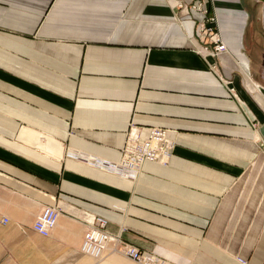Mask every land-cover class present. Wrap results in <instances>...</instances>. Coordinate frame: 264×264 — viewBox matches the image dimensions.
I'll return each instance as SVG.
<instances>
[{"label":"crops","instance_id":"crops-1","mask_svg":"<svg viewBox=\"0 0 264 264\" xmlns=\"http://www.w3.org/2000/svg\"><path fill=\"white\" fill-rule=\"evenodd\" d=\"M154 128L174 150L139 179L89 163ZM96 218L169 264H264V0H0V264H140L81 251Z\"/></svg>","mask_w":264,"mask_h":264},{"label":"built area","instance_id":"built-area-1","mask_svg":"<svg viewBox=\"0 0 264 264\" xmlns=\"http://www.w3.org/2000/svg\"><path fill=\"white\" fill-rule=\"evenodd\" d=\"M206 33H210L205 27ZM215 55L225 50L221 41H213ZM172 153V142L167 136V131L154 128L149 136L142 140L140 131L130 134L123 150V159L120 164L111 165L93 159L89 163L96 165L111 173L121 175L133 180L139 179L147 163H166ZM62 211L59 207H45L34 222L33 229L43 237H50L57 228ZM8 221L5 220L4 223ZM81 251L97 261H103L112 254H121L140 264H169L164 260L148 253L138 247L124 242L115 237L107 229V222L102 218L87 221V229L83 236Z\"/></svg>","mask_w":264,"mask_h":264},{"label":"rangeland","instance_id":"rangeland-1","mask_svg":"<svg viewBox=\"0 0 264 264\" xmlns=\"http://www.w3.org/2000/svg\"><path fill=\"white\" fill-rule=\"evenodd\" d=\"M170 140V139H169ZM173 150H174V146L172 145V152H173Z\"/></svg>","mask_w":264,"mask_h":264}]
</instances>
